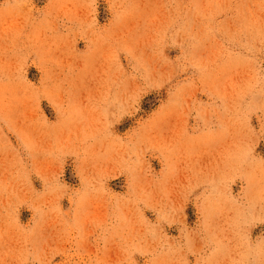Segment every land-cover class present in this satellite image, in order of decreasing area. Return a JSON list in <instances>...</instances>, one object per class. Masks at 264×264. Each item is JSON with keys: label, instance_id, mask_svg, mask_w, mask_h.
I'll list each match as a JSON object with an SVG mask.
<instances>
[{"label": "rangeland", "instance_id": "rangeland-1", "mask_svg": "<svg viewBox=\"0 0 264 264\" xmlns=\"http://www.w3.org/2000/svg\"><path fill=\"white\" fill-rule=\"evenodd\" d=\"M0 264H264V0H0Z\"/></svg>", "mask_w": 264, "mask_h": 264}]
</instances>
